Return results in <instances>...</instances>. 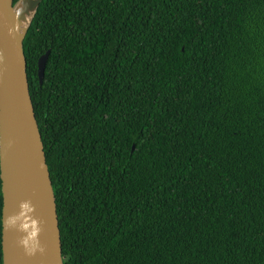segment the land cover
Instances as JSON below:
<instances>
[{
	"label": "trees",
	"instance_id": "trees-1",
	"mask_svg": "<svg viewBox=\"0 0 264 264\" xmlns=\"http://www.w3.org/2000/svg\"><path fill=\"white\" fill-rule=\"evenodd\" d=\"M23 51L63 264H264V0H42Z\"/></svg>",
	"mask_w": 264,
	"mask_h": 264
},
{
	"label": "water",
	"instance_id": "water-1",
	"mask_svg": "<svg viewBox=\"0 0 264 264\" xmlns=\"http://www.w3.org/2000/svg\"><path fill=\"white\" fill-rule=\"evenodd\" d=\"M41 2L0 0L2 264H63L55 197L23 51L24 39ZM49 54L38 62L41 84ZM10 218L13 223L8 227ZM24 238L29 247H36L35 255L26 254L19 243ZM40 248H44L43 254Z\"/></svg>",
	"mask_w": 264,
	"mask_h": 264
},
{
	"label": "clouds",
	"instance_id": "clouds-1",
	"mask_svg": "<svg viewBox=\"0 0 264 264\" xmlns=\"http://www.w3.org/2000/svg\"><path fill=\"white\" fill-rule=\"evenodd\" d=\"M11 34V30H10V33ZM0 60H2V55H0ZM25 207H27V205H25ZM13 223V220L10 218L8 221H7V225L8 227H10ZM32 235H35V233H33ZM19 243L24 247L25 251H26V254L28 256H33L35 255L36 253V247H29L28 246V239L27 238H24V239H21L19 241ZM40 253L43 254L44 252V248H40L39 249Z\"/></svg>",
	"mask_w": 264,
	"mask_h": 264
},
{
	"label": "bare ground",
	"instance_id": "bare-ground-1",
	"mask_svg": "<svg viewBox=\"0 0 264 264\" xmlns=\"http://www.w3.org/2000/svg\"><path fill=\"white\" fill-rule=\"evenodd\" d=\"M27 19H29V18H27Z\"/></svg>",
	"mask_w": 264,
	"mask_h": 264
}]
</instances>
